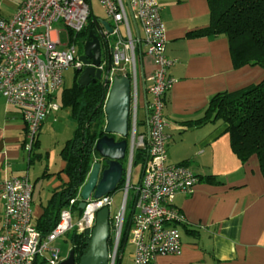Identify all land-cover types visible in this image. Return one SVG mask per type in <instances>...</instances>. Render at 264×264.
I'll use <instances>...</instances> for the list:
<instances>
[{"label":"built area","instance_id":"obj_1","mask_svg":"<svg viewBox=\"0 0 264 264\" xmlns=\"http://www.w3.org/2000/svg\"><path fill=\"white\" fill-rule=\"evenodd\" d=\"M112 31L99 22L98 32L105 43L99 65L101 80L110 87L117 76L128 75L131 82L130 128L132 159L127 173L123 203L111 214L113 195L90 197L79 213L75 206L80 195L70 200L55 227L43 236L34 224L33 185L28 175H9L2 181L3 212L0 220V264H34L47 256L48 264L62 259L57 239L75 230L90 232L97 212L108 206L112 218L108 264H117L124 234L131 170L136 148L146 149L143 176L136 187L126 243L133 247L134 264H153L157 255L180 254L182 240L179 223L184 215L174 206L179 193L192 194L198 176L184 164L168 162L170 134L166 127L165 99L176 79L170 70L176 59L167 55L166 26L159 0H98ZM92 9L88 0H22L13 15H6L0 4V95L20 110L25 125V149L30 152L36 136L50 113L60 109L56 94L64 87V72L73 67L83 72L87 64L79 50L77 35L87 27ZM137 24V35L131 24ZM100 19V18H99ZM67 32L62 42L60 30ZM154 60L153 74L146 87L147 132L137 139L139 70L137 49ZM63 47V48H60ZM142 49V48H141ZM92 65V64H90Z\"/></svg>","mask_w":264,"mask_h":264},{"label":"crops","instance_id":"obj_2","mask_svg":"<svg viewBox=\"0 0 264 264\" xmlns=\"http://www.w3.org/2000/svg\"><path fill=\"white\" fill-rule=\"evenodd\" d=\"M21 1L0 0V4L9 16L16 12ZM159 3L166 26V52L177 61L170 70L176 82L165 99L166 130L170 134L168 162H185L197 176L214 175L220 183L199 180L192 194L176 195L174 206L186 220L178 224L182 252L157 255L153 264H264V177L257 157L243 164L231 148L227 125L221 121L194 128L182 124L201 117L214 94L261 81L264 69L258 65L235 68L230 43L224 35L190 34L210 25L208 0H159ZM134 25L137 35V24ZM141 48L137 49L140 96L146 114V87L153 74L154 60L145 53L143 43ZM51 115L54 122L58 120L57 112ZM25 133L20 110L0 95V220L3 179L9 175H28L22 170L31 161L23 146ZM65 164L61 158L59 173L54 175L58 178L53 182L54 189L68 181L61 172ZM45 204L33 215L35 219L42 215ZM128 245L124 243L118 264H134L133 249L125 255Z\"/></svg>","mask_w":264,"mask_h":264},{"label":"trees","instance_id":"obj_3","mask_svg":"<svg viewBox=\"0 0 264 264\" xmlns=\"http://www.w3.org/2000/svg\"><path fill=\"white\" fill-rule=\"evenodd\" d=\"M208 5L210 25L204 29L190 32V34L197 36L224 35L229 40L232 63L235 68L258 65L264 69V0H208ZM98 21L99 18L94 14L92 8L87 27L77 35L76 40L80 51L83 50L84 42L89 38L91 31L99 36ZM81 73V71L77 72L71 87H63L61 91L62 103L70 108L76 128L73 137L65 142L60 151L61 158L66 162L61 172L67 175L68 181L53 190L47 203L43 206L42 215L34 218V224L43 236H46L55 227L60 219L61 211L68 206L70 200L79 195L92 165L100 157L95 151V143L97 139L105 135L106 115L103 107L108 87L99 79L88 85H81L78 82ZM217 121L227 125L226 133L229 135L231 148L239 160L244 164L256 156L264 177V78L258 83L239 90L214 94L201 117L184 121L182 124L188 128H194L207 122ZM38 143L39 141L36 139L29 152L30 156ZM23 146L25 148V141ZM126 158L127 155L121 160L123 166ZM145 160L146 149L136 148L133 163L144 165ZM181 164L187 165L185 162ZM125 175L124 167L123 178L117 188L125 186ZM198 177L203 182L220 183L214 175ZM133 205L134 203H130L128 199L126 214L128 225ZM129 207L131 210L128 212ZM75 209L81 213L78 204ZM110 223L112 227V218ZM126 231L123 234L120 252L125 243ZM67 234L71 249H74L76 259L79 260L89 250L90 232L77 233L72 230ZM109 246H112L111 239ZM46 257H38L34 264H48Z\"/></svg>","mask_w":264,"mask_h":264},{"label":"water","instance_id":"obj_4","mask_svg":"<svg viewBox=\"0 0 264 264\" xmlns=\"http://www.w3.org/2000/svg\"><path fill=\"white\" fill-rule=\"evenodd\" d=\"M99 21L108 31H112V27L106 19L100 18ZM138 48L141 50V43H139ZM101 57L100 37L91 31L89 39L84 46V54L81 57L87 64L78 79L81 85H88L100 78L101 71L96 69L94 65L100 64ZM130 96V78L128 75L117 76L104 102L103 108L106 115L105 135L97 139L95 143V151L100 157L92 165L88 177L79 191V209H84L87 200L91 196L100 198L117 189L124 173V166L121 160L126 155L130 166L132 159V136L130 135L129 137ZM142 176L143 170L141 178ZM126 179L127 176L125 181ZM110 219V208L108 206L101 208L97 212L95 225L91 231L88 252L77 260L74 249H70L68 255L59 264H108L109 241L111 239Z\"/></svg>","mask_w":264,"mask_h":264},{"label":"rangeland","instance_id":"obj_5","mask_svg":"<svg viewBox=\"0 0 264 264\" xmlns=\"http://www.w3.org/2000/svg\"><path fill=\"white\" fill-rule=\"evenodd\" d=\"M7 4V3H6ZM92 8L94 14L98 18H105L106 14L104 9L98 0H92ZM4 10V9H3ZM132 27L135 28L134 21L131 18ZM58 30H60V25H55ZM60 38L63 43L67 41V32L64 30H60ZM63 48V47H60ZM102 48L105 53V43L102 39ZM146 46L143 44V49ZM83 52V50H82ZM137 59H138V70H139V89L141 91V73H140V55L137 51ZM77 70L73 67H70L64 72V88H69L72 86L76 79ZM60 90L56 94V101L60 104V109L58 113V120L54 122L51 113L44 121L43 127L39 130L36 139H40V143L35 145L32 153H31V161L26 162L22 170L25 173H28L30 177L31 184L33 185V201H32V210L33 215L36 216L42 204H45L47 200L50 198L54 185L53 182L57 181V177L55 173L59 171L61 155L60 150L65 142L73 137L74 131L76 128V122L71 115V110L68 106H64L62 103V96ZM147 132V123H146V114L143 109V105L141 100L139 99V108H138V129H137V139H139L140 135H144ZM131 134H129L130 137ZM131 170V178L130 183L132 188L129 191V202L134 203L136 187L140 183L141 174L143 165L141 163H132ZM124 167L126 169V175L129 169V159L128 157L124 161ZM127 182V181H126ZM125 182V186H126ZM125 186L123 188H117L112 192L113 195V205L111 206V214L115 213L118 208L121 207L123 203ZM131 208H128V212ZM128 226V218L125 222L124 232L127 230ZM56 244L61 249V255L65 258L70 249L71 243L68 237V234L63 235L59 239H57ZM133 249L132 246H127V251L125 255H128V252ZM122 252H120V255ZM119 255V257H120Z\"/></svg>","mask_w":264,"mask_h":264}]
</instances>
